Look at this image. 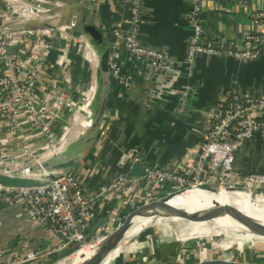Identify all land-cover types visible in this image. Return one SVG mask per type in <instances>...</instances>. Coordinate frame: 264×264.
Wrapping results in <instances>:
<instances>
[{"label":"crops","instance_id":"0c3cea01","mask_svg":"<svg viewBox=\"0 0 264 264\" xmlns=\"http://www.w3.org/2000/svg\"><path fill=\"white\" fill-rule=\"evenodd\" d=\"M11 1L15 0H0V23ZM44 6L39 23L57 25L77 36L82 33L84 23H96L110 41V57L120 67V78L111 75L108 111L100 140L92 145L78 170V179L89 197L114 175L121 151L139 143L150 151L154 163L172 166L177 172L188 169L194 163L199 142L223 110L224 101L229 99L228 91L264 93V55L250 63L205 55L193 61L187 58L191 0H143L141 6L137 38L142 47L169 59L173 75L172 72L164 74L165 81L157 77L148 58L136 57L126 46L131 2L98 0L94 5L91 0H45ZM259 11L264 12V0H207L201 17L205 40L229 45L241 42L249 32H264V18L256 17ZM117 31L120 35H116ZM86 45L85 51H79L75 41L57 37L47 52V69L39 79L38 91L47 95L56 87L61 94L73 98L75 104L74 111H63L53 122L58 134L63 132L62 127L71 120L73 113L83 109L82 96L96 85L89 52L94 43L87 38ZM144 99L146 109L143 110L141 102ZM147 101L154 102L149 104ZM78 112H84V109ZM22 113L26 121L22 134L9 133L8 120L0 116V168L9 159L23 158L20 148L23 138H27L33 150L42 147V135L31 129L27 115ZM237 165L264 168L263 137L249 141L239 153ZM111 195V201L94 202L95 210L117 209L126 213L132 205L127 204L130 197L119 191ZM102 222L99 219L93 226L101 231ZM148 231L156 236V230ZM47 235V227L31 216L30 207L22 198L12 193L0 194V247L5 257L14 256L25 243L45 249L50 244ZM155 243L157 251L151 258L147 255L153 254L154 250L149 246L143 251H128L124 256H134V264H162L168 255V259L172 257L175 246L170 245H178ZM143 255L148 261L143 260Z\"/></svg>","mask_w":264,"mask_h":264},{"label":"built area","instance_id":"2783aa9c","mask_svg":"<svg viewBox=\"0 0 264 264\" xmlns=\"http://www.w3.org/2000/svg\"><path fill=\"white\" fill-rule=\"evenodd\" d=\"M34 1L42 4L36 6ZM131 2V31L127 35L128 49L137 55H163L155 50L142 47L138 41L140 11L143 0H127ZM207 0H191L189 13L191 34L188 39L187 58L193 61L200 56L214 58H234L249 61L264 55V32L252 31L236 44L210 43L204 38L201 17ZM12 2V1H11ZM95 5L98 0H91ZM10 3V2H9ZM45 0H15L1 17L0 27V116L8 120V131L11 134H22L26 121L22 112L27 115L31 129L42 135V147L33 150L27 138L20 142L22 159H9L2 168L19 170L41 158L59 151L61 134L54 129L53 122L61 117L65 110L74 111L73 98L61 94L56 87L51 93L42 95L38 90L39 79L46 71L48 64L47 52L52 49L53 40L57 37L75 41L79 51L86 50V39L83 33L78 36L57 25L44 24L30 27L18 24L45 11ZM257 18H264V12H258ZM116 35H120L117 31ZM92 69L96 73L98 54L90 48ZM111 75L120 78V67L110 57ZM92 95L90 91L82 96L86 103ZM69 122V121H68ZM68 122L66 124H68ZM66 125L62 127L64 130ZM253 136L264 138V96L251 94H233L224 101L223 110L211 122L205 137L199 142V149L194 154V163L182 172L172 166L147 165L145 178L148 182L169 184L171 188L183 189L196 186L201 177L207 184L219 186H264V171H241L235 165V153L246 140ZM26 140V141H25ZM129 180L127 176H117L102 188L106 192ZM24 200L30 207L31 216L47 227V238L50 244L45 249H37L22 244L18 253L5 257L0 247V264H23L40 257L41 251L50 255L56 251L81 245L85 237L88 221L94 216L91 199L88 198L74 173L55 179L52 183L35 187H3ZM127 187H123V190ZM155 190L146 192L143 198L154 195ZM118 217L114 218L116 221Z\"/></svg>","mask_w":264,"mask_h":264},{"label":"water","instance_id":"95a60500","mask_svg":"<svg viewBox=\"0 0 264 264\" xmlns=\"http://www.w3.org/2000/svg\"><path fill=\"white\" fill-rule=\"evenodd\" d=\"M34 4L38 6L42 3L40 1H34ZM34 12L36 14L34 17L29 19H23L19 21L18 24H25L26 26H30L33 28L44 25L42 23H39V21H42V19H39L41 18V13L38 12V9L36 7L34 8ZM8 26L9 25H3L0 27V29L3 30ZM82 33L87 36V38H89L92 43H94L95 51L98 54L97 68L95 73V77L97 78V80L96 85L92 90V95L90 99L86 103H84L87 109L84 105V112H78L83 110L81 109L77 110L78 113H73V117L68 122V124H66L65 129L61 133L58 152H54L50 155H47L41 158L39 161L33 162L27 167H23L19 170L7 171L4 168H0V185H2L3 187H35L47 185L52 183L53 180L64 177L70 172L74 173L75 179L79 180L78 170L85 162L92 145L101 136V129L103 128L105 115L108 111V97L111 82V44L108 37L96 23H84L82 26ZM131 33L132 31L130 23V29H128L126 35H130ZM135 56L138 57L137 55ZM140 56L148 58V60L151 62V67L155 69L157 77L162 79L163 81H165V78L163 76L164 74L166 75L167 73L169 75L172 72L171 75H173V70L171 67H169V59L166 55L159 57L158 55L154 54H140ZM260 57L261 56L249 61H242L234 58L221 59H231L242 63H250L257 61ZM235 93L241 95L247 93L253 96H264V93H250L231 89L228 91L227 97H231ZM145 100L146 99L141 102L143 110L146 109ZM153 102L154 101H147V103L149 104ZM256 138L257 136H253L251 139L255 140ZM251 139L243 142L239 149L236 151L234 161L235 165L243 172L264 171V168H244L237 165V157L239 156V153L243 151L244 147L248 146V143ZM149 154L150 151H148L141 143L136 144L128 149H125L124 151H121V155L118 160V169L116 170L114 175L110 177L109 181L102 185L92 195V197H89L85 193L86 196L91 199L90 204L94 211V216L88 221L87 228L84 233L85 237L83 238L84 242L81 245L66 248L61 251H56L50 255H45V250H42L39 258L33 261H27L23 264H32L40 259H45L57 255L58 258L56 260L48 263L55 264L63 258L67 257L69 254L78 251L79 249H81L82 246L92 243H98V248L96 252L81 264H134V256H128L130 254H125L127 255L125 257L124 253L128 251L134 252L136 250L143 251L144 248H146L147 246L151 247L152 249L153 246H155L156 244L155 242L159 241V238L154 239V237L150 235H144V237H139L140 234L143 235L148 233L149 227L145 228L134 236L127 235V233L130 232V229L132 228V223L136 218L147 216L148 214L152 213L158 206L169 204V201L172 200L174 197L180 196L181 194L187 193L188 191L194 189H201L203 191H208L211 193H219L221 191L241 194L244 193L249 194L251 198L264 195V186H219L217 184L205 183L203 177L200 178L199 183L196 186L186 187L183 189H174L171 187H167L164 184L148 182L145 178V175L147 174V165L165 166V164L161 165L158 163H154L150 158ZM120 175L127 176L129 183L124 182L118 187L112 188L106 192L102 191V188L104 186H108L114 180V178ZM123 187H127V190L125 189L124 191ZM152 190H155L154 195L150 196L149 198L141 197V195H144V193L151 192ZM118 191L124 193L125 195H128V197L140 196V200L139 202L132 204L129 210L126 211V213L121 212L117 209L109 210L108 212H100L95 210L93 206L94 202L103 200L111 201V194L116 195ZM5 193H7L6 189L3 188L0 191V194ZM181 210L189 214L190 216H193L195 219L206 222H210L212 220H216L217 218L230 215L232 218L238 221L244 228L228 227L229 230L242 235L250 234L251 236H253L252 238L256 240H264V224L256 222L254 218L246 214L242 209L232 204L220 205L219 203H215L214 207L210 209L200 210L194 213H189L185 209ZM115 217H118L116 221H114ZM99 219H102L103 221L100 227L102 228L101 231H98V229L93 226L94 222L96 223ZM94 238H97V240L92 242ZM132 239H134L132 243H135L136 241H146V245H139L135 243L134 248H125L120 253H118L117 256H115L111 261L108 260L106 263H103L107 256L117 250L120 246L124 247ZM142 257L144 261L148 259L146 255H143ZM151 264L157 263L152 262ZM194 264L245 263L239 261H229L224 259V257H213L197 260ZM251 264L262 263L254 262Z\"/></svg>","mask_w":264,"mask_h":264},{"label":"bare ground","instance_id":"6f19581e","mask_svg":"<svg viewBox=\"0 0 264 264\" xmlns=\"http://www.w3.org/2000/svg\"><path fill=\"white\" fill-rule=\"evenodd\" d=\"M237 194L241 193H232L221 191L219 193H211L208 191H203L201 189H194L188 191L187 193H183L180 196L174 197L169 201V204L158 206L155 211L148 214L147 216L138 217L132 223V228L130 229L131 233L135 230H143L149 225H157L162 223L164 219H172V220H195L196 222L192 223L195 230V235L187 238H198L207 237L211 235L216 236H226L229 239V244H227L228 248L234 243H238L242 238L253 237L250 234L242 235L236 232L229 230L230 227L235 228H244L238 221L232 218L230 215H226L224 217L217 218L216 220H212L210 222L200 221L195 219L193 216L183 212L181 209L187 210L189 213H194L196 211L210 209L214 207L215 203H219L220 205L232 204L240 209H242L246 214L254 218L256 222L264 224V195L258 196L255 198H251L249 194H242L246 196V203L236 204L235 200ZM237 202V201H236ZM148 218V220L142 222L144 219ZM166 221V220H165ZM191 224V223H190ZM176 225V224H175ZM229 227V228H228ZM212 231V232H210ZM221 233L225 235H220ZM187 232V231H186ZM178 237V236H177ZM129 247V246H128ZM98 243L95 244H86L81 247L78 251L69 254L67 257L58 261L55 264H81L86 259L90 258L97 250ZM123 249L115 250L109 256H107L103 263H106L108 260L113 259L120 253ZM245 264H251L250 262H245Z\"/></svg>","mask_w":264,"mask_h":264},{"label":"rangeland","instance_id":"374dc122","mask_svg":"<svg viewBox=\"0 0 264 264\" xmlns=\"http://www.w3.org/2000/svg\"><path fill=\"white\" fill-rule=\"evenodd\" d=\"M169 185V184H167ZM143 197V195H141ZM235 203H246L247 201L246 196L242 194H237ZM140 196L132 197L130 196L129 199H127V204L131 205L137 201H139ZM237 201V202H236ZM148 220V218L144 219L142 222ZM166 220V221H165ZM196 222L195 220L185 219V220H172V219H164L162 223H159L157 225H149L146 228L149 227L151 231L156 230V236H153L155 238H159L158 243L162 241L163 244L171 243L175 244L178 243V245H170L171 247H174L172 250L174 251L171 254V259L169 255L167 257V260H163L162 264H194L197 260L203 259V258H213V257H224L226 260H236L240 262H246L247 260H256L262 264H264V240H256L252 237L242 238L239 240L238 243L232 244L228 248L226 245L229 244V239L226 236H216L211 235L207 238L205 237H198V238H187L196 236L195 230L192 223ZM191 223V224H190ZM176 224V225H175ZM145 228H143L144 230ZM187 231V232H186ZM141 232V230H133L129 235H136L137 233ZM212 232V231H210ZM223 231H220L221 233ZM155 233V232H154ZM146 236H152V233H146V234H140L139 237ZM220 235H225L221 233ZM178 236V237H177ZM132 237V236H131ZM204 238V239H202ZM163 239V240H161ZM188 241H185L187 240ZM97 238H94L92 242L96 241ZM134 239H132L128 244H126L124 247H119L117 249H125L129 246L134 248L135 243L139 245H146V241L140 242L136 241L135 243H132ZM193 240V241H191ZM90 242V243H92ZM141 243V244H140ZM138 245V246H139ZM224 245V247H222ZM128 248V249H129ZM148 249V248H147ZM233 249V253H231ZM149 250V249H148ZM154 253L147 255L148 257H152L155 252L157 251V246H153ZM236 251V252H235ZM152 252V251H151ZM164 257V256H163Z\"/></svg>","mask_w":264,"mask_h":264},{"label":"trees","instance_id":"16d2710c","mask_svg":"<svg viewBox=\"0 0 264 264\" xmlns=\"http://www.w3.org/2000/svg\"><path fill=\"white\" fill-rule=\"evenodd\" d=\"M99 140H100V138H99ZM164 165V164H163ZM79 181V180H78ZM79 183H80V181H79ZM81 184V183H80ZM82 185V184H81ZM164 185H167V184H164ZM83 186V185H82ZM58 258V256L57 255H55V256H51V257H48V258H45V259H40V260H38L37 262H34V263H32V264H48V263H50V262H53L54 260H56Z\"/></svg>","mask_w":264,"mask_h":264}]
</instances>
